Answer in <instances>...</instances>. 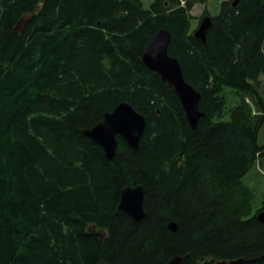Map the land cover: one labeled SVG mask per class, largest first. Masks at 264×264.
I'll use <instances>...</instances> for the list:
<instances>
[{"label": "trees", "instance_id": "16d2710c", "mask_svg": "<svg viewBox=\"0 0 264 264\" xmlns=\"http://www.w3.org/2000/svg\"><path fill=\"white\" fill-rule=\"evenodd\" d=\"M234 2L205 10L204 43L207 0H0V264H264L244 180L264 158V0ZM161 28L201 94L195 129L143 61ZM123 101L147 124L111 160L84 130ZM137 185L140 221L118 210Z\"/></svg>", "mask_w": 264, "mask_h": 264}, {"label": "water", "instance_id": "95a60500", "mask_svg": "<svg viewBox=\"0 0 264 264\" xmlns=\"http://www.w3.org/2000/svg\"><path fill=\"white\" fill-rule=\"evenodd\" d=\"M237 1L235 0L234 4ZM22 23V21L19 22L18 29L21 28ZM211 25V16L204 15L194 33L195 37L205 43ZM171 38V33L166 28L158 30L145 47L143 61L151 70L157 72L164 82L174 88L191 127L195 129L199 119L204 115L200 109L201 94L186 81L179 60L170 54ZM146 124V117L130 103L123 101L112 111L106 112L101 122L84 130V133L101 145L106 156L112 160L116 155L118 137L126 140L134 150L139 151L140 139ZM118 210L128 213L135 221L143 219L146 216L144 187L142 185L125 186L121 193ZM257 218L264 224V208L258 211ZM169 226L172 231L177 230L176 222L171 221ZM96 233L100 234L101 237L105 236L104 230H99ZM181 260L182 256L177 255L164 264H180ZM242 262L243 258L222 259L213 264H241ZM98 264L108 263L100 262Z\"/></svg>", "mask_w": 264, "mask_h": 264}, {"label": "rangeland", "instance_id": "374dc122", "mask_svg": "<svg viewBox=\"0 0 264 264\" xmlns=\"http://www.w3.org/2000/svg\"><path fill=\"white\" fill-rule=\"evenodd\" d=\"M152 0H143L145 6H149ZM222 0H207V3L196 4L191 13L194 18L192 19V28H197L201 17L204 15L205 10L212 15H216L220 10V2ZM260 141L264 143V128L261 131ZM262 164L258 161L254 167L247 173L244 180L247 181L255 191V200L253 203V212L258 213L259 210L264 208V158L261 159Z\"/></svg>", "mask_w": 264, "mask_h": 264}, {"label": "flooded vegetation", "instance_id": "af4514ba", "mask_svg": "<svg viewBox=\"0 0 264 264\" xmlns=\"http://www.w3.org/2000/svg\"><path fill=\"white\" fill-rule=\"evenodd\" d=\"M207 262V261H206ZM214 262H212V263H210V264H213ZM207 264H209V263H207Z\"/></svg>", "mask_w": 264, "mask_h": 264}, {"label": "bare ground", "instance_id": "6f19581e", "mask_svg": "<svg viewBox=\"0 0 264 264\" xmlns=\"http://www.w3.org/2000/svg\"><path fill=\"white\" fill-rule=\"evenodd\" d=\"M239 259V258H238Z\"/></svg>", "mask_w": 264, "mask_h": 264}]
</instances>
